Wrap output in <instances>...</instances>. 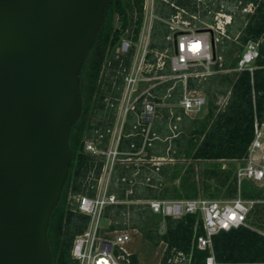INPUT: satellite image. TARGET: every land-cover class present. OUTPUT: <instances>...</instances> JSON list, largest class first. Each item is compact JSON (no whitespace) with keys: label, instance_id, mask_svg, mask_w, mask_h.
I'll list each match as a JSON object with an SVG mask.
<instances>
[{"label":"trees","instance_id":"16d2710c","mask_svg":"<svg viewBox=\"0 0 264 264\" xmlns=\"http://www.w3.org/2000/svg\"><path fill=\"white\" fill-rule=\"evenodd\" d=\"M185 8L190 13L206 15L203 4L196 0H168ZM169 2L156 0L154 13L162 18L169 17L176 12ZM252 2L253 12L245 14L244 25L237 36V48L242 50L247 43H258L259 54L255 60L253 71H230L225 74H211L200 89L209 95L208 111L203 117L190 118L185 116V124L176 136L169 132L166 140H153L145 145L146 158L161 156L172 159L190 160L184 172L179 175L171 174V179H179L173 187L167 184L169 173L168 164L158 167L160 180L152 177L148 187L160 183V191L156 193L139 194L145 185L131 186L129 180L133 178L136 164L128 167L117 164L113 172L110 192H115L120 199L142 198H195L207 194L210 196V180L216 183L218 191L225 189L228 196L238 194L235 176L236 163L248 155V147L255 136V123H264V0H243L242 6ZM235 16L233 17V20ZM144 20V0H108L105 17L97 38L90 48L80 72V92L83 100L82 114L70 130V148L72 159L61 198L52 212L48 227V238L52 252L53 264H78L71 255L75 237L83 233L90 217L73 209L74 196L96 193L97 180L101 175L104 161L85 150L86 141L95 142L100 148H107L110 133L117 114V99L123 89L124 72L132 61L133 50L127 55L116 57V47L124 36L137 40ZM208 24L213 18H206ZM129 34H125L126 30ZM230 33V30H227ZM171 30L159 19H154L150 32L149 53L147 61L155 62V51L163 52L171 49L168 39ZM215 45L216 60L214 70L233 69L237 66L239 57L234 56V49L229 47V40L222 37ZM225 45V47H223ZM160 73L169 74V64ZM167 80L158 89H153L156 95H163L172 85ZM196 84L192 77L187 79V88ZM167 103H177L180 100L183 83L177 82L171 89ZM218 95L228 98L221 106L216 103ZM160 102L159 100H156ZM109 102L114 103L113 106ZM139 101L137 111L141 110ZM169 110L161 109V119L156 118L152 123V132L158 136L164 134L165 123L169 118ZM136 116L133 112L127 115L123 135L119 142L121 151L137 152L142 145V136L135 135L133 125ZM102 135V137H100ZM165 136V134H164ZM171 137L170 140H168ZM131 145H134L131 147ZM228 162L227 167L223 163ZM200 162L214 163L213 167H205L197 173L195 164ZM218 165V166H217ZM144 172L138 174L143 177ZM151 172L145 165V178ZM197 175L202 179L199 181ZM125 177V181H116ZM93 186V187H91ZM148 189V188H147ZM151 189V188H150ZM132 190L131 194H127ZM240 194L245 199L256 200L248 216L247 225H240L229 230H221L212 236L213 252L216 260L224 264H264V234L252 228L250 223L264 221V188L256 186L250 181H243ZM207 196V197H208ZM215 198V197H212ZM129 210L132 227L145 232L147 239L155 245L160 242L166 244L159 264H172L169 258L172 252L182 251L190 255L188 264H204L209 250L198 248L195 237L204 234L202 219L199 214L188 213L180 218L162 216L152 212L147 204H112L104 211V218L118 221L111 223L108 229L128 228L122 224L124 212ZM255 216V219L253 217ZM163 221V232H159ZM133 264H138V256H131Z\"/></svg>","mask_w":264,"mask_h":264},{"label":"water","instance_id":"95a60500","mask_svg":"<svg viewBox=\"0 0 264 264\" xmlns=\"http://www.w3.org/2000/svg\"><path fill=\"white\" fill-rule=\"evenodd\" d=\"M107 2L0 0V264H53L48 227L82 114L79 75Z\"/></svg>","mask_w":264,"mask_h":264},{"label":"built area","instance_id":"2783aa9c","mask_svg":"<svg viewBox=\"0 0 264 264\" xmlns=\"http://www.w3.org/2000/svg\"><path fill=\"white\" fill-rule=\"evenodd\" d=\"M169 2L168 0H163ZM200 3L202 0H196ZM156 0H144V20L137 40L132 37L124 36L116 47V57L124 56L133 50L132 61L124 72V83L121 96L117 99V114L114 125L107 129L110 133V142L107 148H100L93 141H86L85 150L93 156L100 157L104 161L102 172L97 180L96 193L93 196L80 194L74 196L73 209L88 215L90 217L86 230L77 235L73 242L71 255L78 264H133L131 256L133 253L128 249L132 241L127 228H116L110 230L102 225L105 208L108 205L127 203L128 199H120L115 192H110V176L114 172L117 164H123L128 167L130 164H136L133 178L129 180L130 184L137 183L149 184L154 176L160 180L158 167L166 158L145 159V145L158 138L155 132H152V123L156 115L155 103L153 99L157 98L152 92V88L167 80L174 82H187L190 75H205L211 72V66L216 60H221V56L213 55L214 45L219 41L218 33L221 37L226 36V25L231 23L232 15L223 11L216 12L215 24L208 25V28L199 30L187 28L191 22L185 18L189 15L192 19H197L195 14H189L188 11L174 2H169L170 6L175 8L176 12L168 18H162L154 13ZM204 3V1H202ZM242 1H239V6ZM222 8L224 5L221 6ZM253 7V8H252ZM254 4L252 2L243 6L242 11L253 12ZM154 19H159L166 23L169 29L175 34L176 47L173 48L172 56L167 60L165 52L155 51L156 61H147V55L150 52L148 45L150 32ZM129 34V30L125 31ZM174 36V35H173ZM168 39L174 37L168 36ZM258 43L250 41L244 48L240 56L236 71L255 69V60L258 57ZM169 61L170 73H160L167 66ZM202 66L204 72H192L191 68ZM174 86V85H173ZM169 89V91L173 88ZM166 96H170L168 92ZM141 101V110L137 111V105ZM206 97L195 91L184 88L179 104L184 112L190 116H197L203 111L206 104ZM226 101L222 102L224 105ZM110 106L114 103L109 102ZM133 112L136 116L133 129L135 135L142 136V145L137 152L121 151L119 142L123 135V127L127 115ZM171 120H179L170 112ZM178 126L171 123L170 130L174 135L177 134ZM102 137V135H100ZM134 145H131L133 147ZM138 160V161H135ZM236 163L235 176L237 179L238 194L234 198H210L200 195L195 198H147V204L152 212L162 216L180 218L188 213L199 214L202 219L204 234L195 237L199 249L209 250V255L204 264H224L216 260L212 246V236L221 230H229L240 225H247L248 216L257 202L252 199H245L240 194L242 182L247 180L255 185L264 186V123H255V136L248 147V155L241 160H233ZM145 165L151 174L145 178ZM225 168V163H223ZM144 172L143 177L138 178V174ZM108 173L107 181H103L104 174ZM125 177L118 179L125 181ZM135 181V182H134ZM132 184V185H133ZM93 187V186H91ZM132 192V190H130ZM129 192V191H128ZM127 192V194H129ZM130 192V193H131ZM166 248V244H165ZM169 262L172 264H188L190 255L182 251L172 252Z\"/></svg>","mask_w":264,"mask_h":264},{"label":"rangeland","instance_id":"374dc122","mask_svg":"<svg viewBox=\"0 0 264 264\" xmlns=\"http://www.w3.org/2000/svg\"><path fill=\"white\" fill-rule=\"evenodd\" d=\"M202 1H204V3H202ZM200 3L203 4L204 6V9H206V15L203 16V15H197L198 18L197 19H192L189 17V15H185V18L188 19L190 22H191V25L188 26L187 28H192V29H199V30H202V29H205V28H208V25H213L215 24V16L217 15L216 14V11L215 9L212 10L213 7V4H211V0H202ZM239 1L240 0H220V2L225 5V6H229V8H232L233 10H231L230 12L233 13L234 16H240L241 14H243L244 11H239L240 9L242 8H238L239 6ZM243 2V0H241ZM246 6V5H244ZM253 8V7H252ZM213 18V23L212 24H208L206 22V18ZM168 18V17H166ZM240 18V17H238ZM166 24V23H165ZM227 31H226V35H227ZM174 33L171 31L170 32V36L173 37ZM217 37H219V41L221 39H223L218 33L215 34ZM223 37H226V36H223ZM227 38V37H226ZM228 39V38H227ZM229 40V47L231 49H234V56L235 57H239L242 55L244 49L242 50H239V48H237L238 44L236 43V40L234 39H228ZM170 41V44H171V49L169 52L168 49H166L164 52L165 54L167 55V60L170 59V56H172V53H173V48H174V41L173 39H169ZM219 43L216 42V46L218 45ZM225 47V45L223 46ZM169 61H167V65H168ZM206 111V110H205ZM205 111L201 112L199 114V116H204L205 115ZM135 161H138V160H135ZM191 161L190 160H185V159H180V160H177V159H169L168 158V161L166 163H168V167H169V173H168V177H167V184L164 185V186H168V187H173L175 185H177L179 183V179H174L172 180L171 179V174L173 172H176L178 173L179 175H181L184 170L186 169V167L188 166V164L190 163ZM229 164L225 163V167H227ZM215 166L214 163H209V162H200V163H196L195 164V167H196V170H197V173L202 170L203 168L205 167H213ZM218 166V165H217ZM108 179V173L107 174H104V177H103V181H107ZM197 179L200 181L202 178L200 176L197 175ZM110 182H113V180H115L113 178V173L111 174L110 176ZM138 182L135 183V184H131V186L134 188V186H137L138 184L140 186H143V184H141V180L138 179L137 180ZM135 182V181H134ZM209 183L211 184V189H210V192L212 193L210 196H208L207 194H204V196H208L210 198L212 197H215V198H234L236 197L233 196H228L225 189H222L220 191H218L216 189V183L213 181V180H210ZM162 185H160V183H157L156 185L152 186V187H148V185L145 183V191L144 189H141L139 190V194H145L146 192L147 193H156L158 191H160V188H161ZM258 187H262L264 188V186H260V185H256ZM111 188V186L109 187V189ZM148 188V189H147ZM131 191L129 190V194ZM145 198H142V199H128V202L127 203H124V204H127V205H132V204H145ZM261 202H264L261 201ZM130 212L129 210H127L126 212H124V221L122 222V224L126 225V226H129L127 229L131 235V239L132 241L130 242V244L128 245V249L133 253V254H136L138 256V264H159L160 263V260L163 256V253H164V250H165V243L164 242H160L158 245H155L151 240L147 239L146 236H145V232H141L139 231L138 229H134L132 227V221L130 220ZM253 219H255V216L253 217ZM111 223H115L117 224L118 221H113V220H110L108 218H103L102 220V225L104 226V228H107L110 226ZM250 226L258 231H260L261 233L264 234V221H259V222H252L250 223ZM163 221L161 222V227L159 229V232H163Z\"/></svg>","mask_w":264,"mask_h":264},{"label":"crops","instance_id":"0c3cea01","mask_svg":"<svg viewBox=\"0 0 264 264\" xmlns=\"http://www.w3.org/2000/svg\"><path fill=\"white\" fill-rule=\"evenodd\" d=\"M250 3V2H249ZM211 4H213V7L214 8H212V10L213 9H215V11L216 12H219V11H223V12H225L226 14H230V15H232V21H231V23H229V24H227L226 25V31L227 30H230V33L227 31V35H226V37L228 38V39H234V40H236L237 39V36H238V34L240 33V30H241V28L243 27V25H244V18H245V14L246 13H248V12H243V14H241L240 16H238V17H240V18H238L237 16H235V19L233 20V17H234V15H233V13H231L230 11L231 10H233L232 8H229V6H225L224 5V7L222 8L221 6L223 5L221 2H220V0H211ZM255 6V5H254ZM181 7V6H180ZM243 6H242V4L240 5V6H238V8H242ZM183 8V7H182ZM255 8V7H254ZM185 9V8H184ZM239 11H242V9H240ZM189 14H195V15H199V13L197 12V13H190V12H188ZM251 13V12H250ZM191 71L192 72H200V73H203L204 72V68L202 67V66H198V67H193V68H191ZM230 71H236V70H234V68L233 69H220V70H214L213 69V65L211 66V72L210 73H208V74H205V75H199V76H196V75H190L189 77H192L193 78V80H194V82H195V84H196V86L195 87H193V88H187V82L186 83H184V82H182L183 83V90H184V88H187L188 90H191V91H195V92H197L198 94H201V95H204L205 97H206V104H205V106L203 107V112L205 111V114L207 113V111H208V105H209V95L204 91V90H202V89H200L201 88V86H202V84L204 83V82H206V80H207V78L209 77V75H211V74H215V73H219V74H225L226 72H230ZM238 72V71H237ZM173 81V80H172ZM180 82V81H179ZM177 82H174L173 81V83H172V85L166 90V92L163 94V95H156L155 93H153V94H155L156 96H157V98H155V99H153V101H154V103H155V111H156V115H155V118H154V120L156 119V118H159V119H161V109H163V108H167L168 110H169V114H170V112H172L173 114H174V116L175 117H180V119L179 120H176V119H173V120H171V118H170V115H169V118H168V121H167V123H165V127L163 128L164 129V134H165V136H164V134H160L159 136H158V138H156L155 140H166L167 139V136L168 135H166V134H169V132L170 133H172L171 132V130H170V126H171V123H176L177 124V126H178V129H177V133L178 132H181L182 130V128H183V125L185 124V116H188V117H190V118H196V117H203V115L202 116H199V115H197V116H190V115H188V114H186L185 112H184V109L181 107V105L179 104V102H177V103H167L166 101H165V99H166V97H168V96H166L167 95V93L169 92H171L172 90H170L169 91V89L173 86V85H175ZM164 84V82H162V83H160V84H158V85H156V86H154L153 88H152V90L153 89H156V90H158L162 85ZM183 90H182V93H183ZM153 92V91H152ZM181 97H182V94H181ZM181 97H180V99H181ZM227 98H228V95L227 96H224V95H218V98H217V100H216V103L217 104H219V105H221V106H223L222 105V102H224V101H226L227 100ZM160 99V102H158V101H156V100H159ZM180 101V100H179ZM177 135V134H176ZM176 135H174V136H176ZM169 139L168 140H170L171 139V137H168ZM145 156H146V151H145ZM158 157H161V156H152L151 158H158ZM162 158V157H161ZM163 158H166V157H163ZM145 159H147L146 157H145ZM167 160L166 161H164V162H162V164H165L167 161H168V158H166ZM169 159H172V158H169ZM225 163H227L228 164V162L226 161ZM168 164V163H167Z\"/></svg>","mask_w":264,"mask_h":264}]
</instances>
